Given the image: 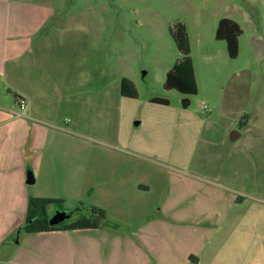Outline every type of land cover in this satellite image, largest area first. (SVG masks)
I'll return each instance as SVG.
<instances>
[{"label":"crops","instance_id":"obj_1","mask_svg":"<svg viewBox=\"0 0 264 264\" xmlns=\"http://www.w3.org/2000/svg\"><path fill=\"white\" fill-rule=\"evenodd\" d=\"M57 10L0 0V253L9 256L0 264H264V197L254 191L263 152L249 146L253 136L229 123V136L205 137L239 148L213 168L194 165L202 119L157 96H123L127 76L116 98L114 72L93 63L92 37ZM203 121L211 132L213 117ZM31 196L97 205L128 228L23 234L12 248ZM103 249L109 261L97 257Z\"/></svg>","mask_w":264,"mask_h":264},{"label":"rangeland","instance_id":"obj_2","mask_svg":"<svg viewBox=\"0 0 264 264\" xmlns=\"http://www.w3.org/2000/svg\"><path fill=\"white\" fill-rule=\"evenodd\" d=\"M37 1L59 7L56 16L60 21L77 20L75 24L83 36L92 37L97 49L93 63L96 67L104 64L114 72L116 93L119 79L127 76L136 84L141 100L152 96L166 98L173 113L183 108L184 98L190 100L189 110L204 122L199 124V135L195 134L199 137L195 143L194 165L213 168L219 164L220 155H227L234 146L239 148L240 145L229 140L224 145L219 139L209 144L205 137L229 136V123L247 131L245 136H253L249 146L263 152L260 161L263 168L258 171L254 191L264 197V0ZM222 18L233 19L242 29L236 58L230 57L226 41L216 37ZM178 23L187 27L198 84L196 95L165 88L167 72L182 57L171 35V29ZM1 98L15 102L11 91H2ZM234 114L242 116V125L229 117ZM210 116L213 117L211 132L203 121ZM80 207L62 199L51 204L47 212L53 217L58 211L72 212ZM108 221L104 226L114 228L123 224L109 217ZM121 228L127 230L128 225ZM17 234L18 229L11 236L12 248L21 239ZM23 234L26 233L20 236ZM6 252L0 253L2 261L9 257L5 256ZM97 257L109 261L110 253L103 249Z\"/></svg>","mask_w":264,"mask_h":264},{"label":"trees","instance_id":"obj_3","mask_svg":"<svg viewBox=\"0 0 264 264\" xmlns=\"http://www.w3.org/2000/svg\"><path fill=\"white\" fill-rule=\"evenodd\" d=\"M241 34L242 29L240 25L233 19L222 18L219 21L216 37L217 39L226 41L229 55L232 58L238 56L239 37ZM171 35L182 57L167 72L165 88L175 89L185 95H196L198 93V84L191 57V46L186 25L183 23L176 24L171 29ZM121 93L123 96L138 97V90L134 81L124 77L121 80ZM13 94L19 102L21 97L15 92ZM152 101L160 104H169L168 99L161 97L154 98ZM182 105L184 108H188L190 106V100L184 98ZM59 201L53 198L31 196L29 199L27 220L19 226L18 232L20 234H35L56 231L97 230L109 222L107 212L104 208L91 205L88 209L83 207L75 209L69 221L65 220L58 224H51L49 222L51 217L47 212V208L51 204Z\"/></svg>","mask_w":264,"mask_h":264},{"label":"water","instance_id":"obj_4","mask_svg":"<svg viewBox=\"0 0 264 264\" xmlns=\"http://www.w3.org/2000/svg\"><path fill=\"white\" fill-rule=\"evenodd\" d=\"M231 136H234V135L232 134ZM232 138H233V137H232ZM233 139H234V138H233ZM34 181H35V178H34L33 173H32V172H29V173H28L27 182H28L29 184H32V183H34ZM76 209H77V208H76ZM73 213H74V210H73L72 212H69V211H67V210H64V211H58L53 217H51V218L49 219V222H50L51 224H58V223H60V222L65 221L66 219H70V218L72 217ZM17 235H18V237H20V232H18ZM17 242H19V239H17Z\"/></svg>","mask_w":264,"mask_h":264},{"label":"built area","instance_id":"obj_5","mask_svg":"<svg viewBox=\"0 0 264 264\" xmlns=\"http://www.w3.org/2000/svg\"><path fill=\"white\" fill-rule=\"evenodd\" d=\"M20 103V107L22 108V109H25V103L24 102H19ZM207 106L205 105V108H206Z\"/></svg>","mask_w":264,"mask_h":264}]
</instances>
